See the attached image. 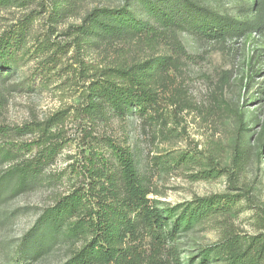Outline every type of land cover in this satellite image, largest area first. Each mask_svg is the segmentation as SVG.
Wrapping results in <instances>:
<instances>
[{"label": "rangeland", "instance_id": "rangeland-1", "mask_svg": "<svg viewBox=\"0 0 264 264\" xmlns=\"http://www.w3.org/2000/svg\"><path fill=\"white\" fill-rule=\"evenodd\" d=\"M55 1L63 2L68 12L58 23L51 14ZM192 1L221 18L248 23L251 30L221 41L180 32L153 52H139L134 45L85 47L83 58L94 67L158 56L171 57L178 65L159 86L158 105L150 117L134 114L94 124L81 113L88 83L81 77L69 30L95 8L127 6L142 17L139 3L26 0L23 7L0 9V39L27 26L25 38L13 50L15 70L3 85L6 101L0 107V128H23L67 113L64 123L52 129L60 151L43 169L41 184L0 206V264L30 263L24 255V238L43 212L60 199L83 194L98 210L100 189H95L97 176L89 156L104 154L113 169L118 167L107 140L131 150L152 192L149 198L165 206L217 194L242 197L232 216L206 223L179 239L184 264L218 242L225 225L245 237L260 233L264 219V0ZM8 136L0 137L1 152L13 150L21 155L20 160L39 154V135ZM236 146L249 152L240 171L232 165ZM183 154L191 156V162H181ZM20 160L0 164V175ZM215 160L225 170L223 176L207 178L205 170ZM90 240L58 243L32 264H65ZM138 245L150 253V239Z\"/></svg>", "mask_w": 264, "mask_h": 264}, {"label": "trees", "instance_id": "trees-1", "mask_svg": "<svg viewBox=\"0 0 264 264\" xmlns=\"http://www.w3.org/2000/svg\"><path fill=\"white\" fill-rule=\"evenodd\" d=\"M131 1V0H127ZM139 3L137 16L129 7H101L90 11L80 25L71 27L70 34L78 52L81 77L86 79L81 113L91 123L132 115L150 117L158 105V88L169 80L177 62L167 56L127 59L104 67L89 66L82 53L85 47L114 48L134 45L135 50L156 51L167 39H175L187 32L201 40H226L241 37L251 26L236 22L199 6L192 0H132ZM26 0H0V9L18 5ZM61 1H55L51 14L58 23L68 12ZM26 25L9 37L0 39V107L5 103L3 85L14 70V47L25 38ZM62 49V48H60ZM154 56V55H151ZM62 111L44 123L27 124L23 128H0V137L39 135V154L33 159L20 160L13 150L1 152L0 164H12L0 175V206L9 198L38 187L43 169L53 162L60 151L52 129L65 121ZM81 114V115H82ZM243 125V123H242ZM118 167H111L104 154L92 153L90 165L97 194L98 210L83 194H72L47 208L23 241L25 257L30 263L50 253L61 242L91 240L74 252L65 264H184L178 241L198 227L232 216L241 196L225 194L196 197L191 202L165 206L151 200V190L139 169V162L130 149H123L107 140ZM264 147V143H262ZM32 151V150H31ZM262 155V150L261 154ZM187 154L181 162H191ZM249 160L247 148L236 146L232 159L234 169L242 170ZM219 161L205 170L207 178L223 176ZM226 221V220H225ZM221 238L215 244L202 248L188 264H264V219L256 236L245 237L225 225ZM150 239V253L143 252L139 243ZM132 243V244H131Z\"/></svg>", "mask_w": 264, "mask_h": 264}]
</instances>
